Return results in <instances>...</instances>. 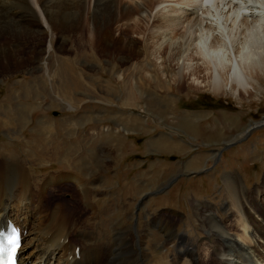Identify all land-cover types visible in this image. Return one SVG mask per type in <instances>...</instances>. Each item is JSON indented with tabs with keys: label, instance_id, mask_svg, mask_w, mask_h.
<instances>
[{
	"label": "rangeland",
	"instance_id": "1",
	"mask_svg": "<svg viewBox=\"0 0 264 264\" xmlns=\"http://www.w3.org/2000/svg\"><path fill=\"white\" fill-rule=\"evenodd\" d=\"M123 1L131 4L130 13L123 17L119 15L106 31L108 35H117L118 39L129 40L136 49L144 52L140 56H133L128 54L129 51H123L121 54L127 60L117 59L115 66L109 59L112 54L108 55V50L112 49L102 47L100 41L98 47L92 48V53L98 54L96 57L90 54L91 49L88 48L82 56L76 53L80 41L88 45L86 34L81 38L79 36L83 23L78 31L59 32L54 40L55 46L67 40V50L55 48L53 54L38 53L42 45L45 48L49 44V37L44 39L42 45H39L37 38L7 37L0 40L19 48L14 51L17 54H11L10 59L0 65V167L4 160H20L35 181L49 172L66 170L83 174L91 187L95 188L92 198L96 201V221L101 226L94 236L90 234L92 240L95 237L104 243L96 245L109 246L113 228L115 225L122 226L126 234L129 232L128 239L134 235L130 247L132 264H155L156 260L171 264L173 261L170 259V263L169 257L172 258V253L178 262L182 260L179 264H193L196 260L201 261L199 264H223L225 260L218 257L221 254L218 241L226 245L223 250L227 247L231 249L227 264H237V261H241L240 254L236 256L234 253L241 249L229 244L232 243L230 234L239 230L234 226V215L236 219L242 205L252 209L254 214V207L260 200L255 202V198L251 197V201L252 198L254 201H250L253 191H261L257 192V196L264 198V77L258 78L254 74L252 94L236 92L242 89L240 86L233 91L230 80L224 83L223 92L216 93L212 87L197 85L189 76L185 77L183 72L187 70L180 60L179 65H176L177 61L172 62L173 69L168 71H173L181 80V86L179 82L176 84L173 77L167 78L157 70L162 62L166 65V55L163 53L160 58L155 57L146 42L151 39L150 30H164L167 41L186 34L185 27L193 23L196 17L193 9L196 8L186 6L187 0H159L151 8L152 18L157 13L177 15L179 9H191L181 16L182 19H177L179 28L172 22L170 29L171 22H164L167 24L164 26H147L143 21L135 24L137 13L132 11L133 0ZM139 1L134 0V3ZM228 1V5L222 6L223 10L226 7L228 11L233 6L243 4L239 21L242 16L261 19L263 23L258 33L264 39V0ZM217 6L211 7L214 22L216 18L223 17L217 15V8H222ZM118 8L121 7H112L111 10L116 12ZM207 16L210 17V14ZM207 16L204 22L210 24ZM189 19H192L190 24ZM179 21L184 24L181 25ZM89 23L93 25L91 21ZM239 24L241 27L242 24ZM242 28L246 26L239 28L238 32ZM200 32L202 29L195 36ZM219 33L223 34L222 31ZM206 47L210 50L208 43ZM232 52L230 54L234 56ZM65 59L73 68L74 82H71L72 76L64 67ZM147 63L151 70L145 72ZM212 72L210 80L220 78L219 71L213 68ZM119 74L124 78L117 79ZM142 77L152 79H149L150 83L141 85ZM129 78L137 82L140 98L132 102L126 101L124 80ZM158 78L167 82L164 88L157 85ZM108 81L117 88L109 90ZM78 101H82L79 107L75 105ZM248 128L250 132L245 138L223 149L215 158L214 149L221 148L225 140L230 142L240 138L241 132ZM171 178L173 180L165 187ZM73 190L61 189V193H64L66 200L73 201ZM148 190L158 191L138 204L139 197ZM243 192L246 194L244 197ZM240 193L242 196H238ZM59 194H53L54 199L59 198L58 203L64 201ZM211 206L220 218L226 220L227 226L218 224L222 226L220 234L214 232L216 224H210L213 213ZM258 206L261 207V204L258 203ZM164 217L170 221V226L173 225L174 233H166ZM258 219L262 220L260 217ZM214 220L221 222L218 218ZM205 221L208 228L203 225ZM79 230L86 231V228H76L77 233ZM74 233L75 230L69 237L74 238ZM178 233L192 237L181 235V243ZM207 235L213 238V242L217 238V243L210 244L217 245V250L210 246L205 252L202 251L201 241L206 242ZM196 239L197 242L200 240L199 259L197 243L195 247L188 243ZM139 240L143 243L141 248ZM236 242L242 244L246 240L239 238ZM252 248L247 245L242 248L248 264H253L256 259L257 250ZM211 255L219 259L213 256L214 259H208Z\"/></svg>",
	"mask_w": 264,
	"mask_h": 264
},
{
	"label": "bare ground",
	"instance_id": "2",
	"mask_svg": "<svg viewBox=\"0 0 264 264\" xmlns=\"http://www.w3.org/2000/svg\"><path fill=\"white\" fill-rule=\"evenodd\" d=\"M158 1L159 0H140L139 2L134 3L133 0L132 11L137 13L134 23L138 25L139 21H143L147 26H149L148 24L164 26L171 22V28H169L172 29V22L173 24L176 23L178 26V22L176 21L180 20L179 17L182 19V15H186L188 11H191V9L186 7L183 11L179 9V14L177 15H160L157 13L156 16L152 18V7H155ZM229 2L230 1L228 0H208L206 3L205 0H187L186 6L196 8L193 9V11L196 12V17L194 16L193 23L190 26L188 25L185 27V32L187 33L174 40L167 41V39H164L166 35L164 30H150L151 32H149V35H151V39L148 37L149 39L146 42V46L149 45L151 47L150 53L157 58H160V55L163 53L166 55V65L162 62V65H159L157 70L163 72L167 78L173 77V81L176 84L179 82V85L181 86V80H179V77L176 76L173 71L172 73H168V71L173 69L171 65L172 62L177 61L176 65H179L180 60H182V65L185 66L184 68L187 70L183 72V74L185 77L189 76L192 81L194 80L193 83L196 82L197 85L205 87L210 86L212 87L213 92L220 93L223 92L224 83L230 80L232 81L233 91L237 86H240L242 89L237 90L236 92L252 94L251 91L254 89V82L252 79L256 75L258 78L264 77V39L261 38L260 33H258L262 27L261 23L263 22H261V19L258 20L257 18L249 17L250 20L248 16H242L243 18L241 17L242 19L239 21L238 19L241 14L242 6H233L231 8L232 11H229L231 9L226 11V7L223 10V7L228 5ZM149 4H151V7H149ZM214 5H218L217 7L223 6L221 9L217 8V15H222L223 17L218 16L219 18H216V22H214V19H211V16L212 18L214 16V14L211 13V7ZM112 7L121 8H118V10L114 12L111 10ZM109 8V12L106 13ZM130 8L131 4H128L123 0H118L117 3L116 0H0V40L2 38L6 39L7 37L28 39L37 38L39 45H42L44 44V39L49 37V44L45 48L42 45V50L38 53L40 55L45 52L53 54L52 50L55 48H59L61 51L67 50V40L63 43H59V46H55L54 40L58 38L59 32L68 31L70 33L78 31L81 23H83V30L79 36L81 38L86 34L88 45H83L80 41V46L76 53L79 56H82L87 53L88 49H91L90 54H93L96 57L98 54L92 53L94 51L92 48H96L95 46L98 47V44L101 42L103 44L102 47L112 49L108 50V55L112 54L109 59L111 60V64L115 66L116 63L114 64V61L118 62V60H127L121 54L123 51H129L128 54H133V56L135 54L140 56L144 52L136 49L134 44L129 40L118 39L116 37L117 35H108L106 31L107 27L111 28V25L117 21L116 19L119 15L120 17H123L126 14L128 15L130 13ZM199 10H201L200 14ZM219 10H221V12H219ZM176 12L178 13V11ZM190 14L193 16V13ZM209 14L210 17L207 16ZM251 14L252 13H250V16ZM205 16L211 20L210 24L204 22ZM222 18L225 19L223 20L224 22L222 21ZM100 19H103V21L101 22ZM191 20L192 19H189L188 24L191 23ZM90 21L91 24L93 23L92 26L89 25ZM164 22L168 23L165 24ZM182 22H180L181 25L184 24H182ZM239 22L242 26H246V28H242V30L238 32L239 28L241 29L242 27H240ZM175 27L176 26H174V28ZM127 28L128 26L125 27V29ZM177 28H179V26ZM166 29H168V27ZM199 29H202V32L195 36V33H197ZM221 31L223 34L219 33ZM197 40L198 43H196ZM207 43L210 50H207ZM0 44H2L0 45L1 65L3 61L9 60L10 56H12L11 54H15L16 52L14 51H17L19 48L11 46L5 43V41L0 42ZM232 50V53H235L234 56L230 54ZM250 53H253V55ZM117 54L119 55L118 58L115 57ZM65 62L66 65L64 67L72 76L70 77L71 82H74L75 77H73L71 70L73 68H71V64L68 60L65 59ZM223 63L225 65H223ZM144 67L145 72L151 70L149 63H147V65L145 64ZM213 68L215 71H219V79L214 77V79L210 80ZM120 77L124 78L123 75L119 74L117 79H120ZM143 77L145 76L143 75ZM143 77V83H140L141 85L148 84L150 81L149 79H152L151 77L148 79ZM157 80L159 81L157 82V85L164 88V85H166L167 82L162 80V78H158ZM124 83L127 88L126 101H136L138 97V89L136 87L137 82L134 81V78H129V80H124ZM108 87L109 90L117 88L116 85L113 83L110 84L109 81ZM247 131L248 129H246L241 136L245 135ZM105 164L107 165V162ZM9 172L11 173L9 174ZM61 189H74L72 191L74 200H66L64 198V193H61ZM93 189L95 190V188L91 187L86 177L75 171L64 170L57 173L49 172L35 181L34 177L22 161H3V165L0 167V227L6 225L9 218H11L20 222L27 229L20 255V261L22 264H132V250L130 247L132 245L131 242H134V235L132 238L128 239L129 232L126 234L123 231L122 226L115 225L113 228V238H110L111 244H108L109 246L96 245H104V243L100 242L90 243L86 241L88 239L90 241L92 240L90 234L94 231L97 233V228L99 227V223L96 221L97 209L94 201L90 200ZM58 192H60L59 196L64 199V201H60V203L57 202L59 198L54 199L53 195ZM257 192L261 191L256 190L252 192V195L250 194V201L251 197H254L253 194L258 195ZM252 201H254V198H252ZM209 204L211 205V203ZM255 207L254 209L257 212V217L254 216L250 209L244 208L243 205L242 209H238L239 213L236 219V215H234V226L239 230L230 234L231 242L233 244H229L235 249H242L244 245L250 247L251 242L254 243L255 241H257V243L264 242V225L262 223V220H264V202H261V207H258V209L257 206ZM211 208L213 213L211 212L212 215L210 214L212 219L210 224L212 226L213 223H215L216 230H214V232H219L217 234H220V228H222L220 225L225 224V226H227L226 220L220 218L212 206ZM203 209L207 208L204 207ZM204 212H207V210ZM213 216L218 218L222 223H218V221L214 220L215 218ZM258 217H260V219L262 218V220L260 221ZM207 221L203 224L206 228H208ZM164 222L166 224V233H174V231H172L173 225L170 226V221L164 217ZM147 225L154 227L153 224ZM78 227L86 228V231L79 230L82 233L79 234L80 236L78 237L82 245V258H77L75 252L76 243L73 241L75 238L74 234L78 233L75 231L73 234L74 238L69 237ZM161 230L163 231L162 228ZM222 232L224 234L225 230ZM238 232L239 234H237ZM179 234L180 233L177 234V237L180 239L179 242L181 243L183 242V239H181L182 236L192 237L185 233ZM255 234L259 236L258 240L254 239ZM209 237L211 236L207 235L205 238L206 242L201 241L202 248H204L202 250L203 252H205V249L210 246L215 250L219 248L217 245H210L217 243L215 242L217 238H214L213 242V238L211 239ZM239 238L245 239L246 242H243L242 244L236 242V239ZM202 242L204 243L202 244ZM188 243L193 247H195V244L197 243L198 249L200 248V240L197 242L196 239L193 240V242L190 241ZM142 244L141 240H139L140 248L142 247ZM219 244L221 247V254H224V251L227 252L230 249V247H227V249L223 250L226 245L221 243V241H218V245ZM253 248L254 250H257L256 245H253ZM200 252L199 249L197 255L198 259L200 258ZM227 253H229V251ZM258 253H260V259L258 260V262H260L262 259V251H258ZM186 256H188V254H186ZM212 256L214 257L215 255L209 256L208 259ZM240 256V260H244L241 253ZM185 258L187 257H184V259ZM170 259L173 261L172 263ZM223 259L226 258L224 257ZM169 260L171 264H176L177 259L173 253L172 258L169 257ZM200 262L196 260V263L193 262V264H199ZM162 263L165 264L163 261L156 260L155 264ZM238 264H241L240 261Z\"/></svg>",
	"mask_w": 264,
	"mask_h": 264
},
{
	"label": "water",
	"instance_id": "3",
	"mask_svg": "<svg viewBox=\"0 0 264 264\" xmlns=\"http://www.w3.org/2000/svg\"><path fill=\"white\" fill-rule=\"evenodd\" d=\"M247 132H248V131H247ZM247 132H246V133H247ZM226 142H227V141H226ZM234 142H235V140L232 141V142H228V143H224V142H223V143H224L225 146H227V145L232 144V143H234Z\"/></svg>",
	"mask_w": 264,
	"mask_h": 264
},
{
	"label": "snow or ice",
	"instance_id": "4",
	"mask_svg": "<svg viewBox=\"0 0 264 264\" xmlns=\"http://www.w3.org/2000/svg\"><path fill=\"white\" fill-rule=\"evenodd\" d=\"M205 2L207 3L208 0H205ZM10 239H12L13 241L15 240V238H10ZM13 251H15V249H13Z\"/></svg>",
	"mask_w": 264,
	"mask_h": 264
}]
</instances>
